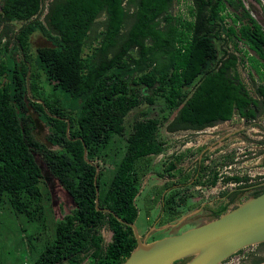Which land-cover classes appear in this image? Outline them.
<instances>
[{
  "label": "trees",
  "instance_id": "obj_1",
  "mask_svg": "<svg viewBox=\"0 0 264 264\" xmlns=\"http://www.w3.org/2000/svg\"><path fill=\"white\" fill-rule=\"evenodd\" d=\"M174 2L1 0L0 210L8 204L19 222L25 218L42 232L47 230L45 202L50 194L43 191L46 185L35 154L76 206L55 223L54 238H46L35 264H83L85 259L89 264L126 262L137 241L133 230L114 215L136 224L141 190L137 166L166 151L160 139L163 126L171 133L199 132L235 116L249 124L264 120V84L255 86L257 97H253L238 72L243 45L256 56L244 50L246 59L258 75L262 73V25L241 0H191L187 20L174 15ZM16 23L21 24L18 30L13 29ZM35 34L50 46L31 54ZM142 89L149 94H142ZM157 102L163 105L161 118L143 112L127 128L134 110ZM31 111L48 130L51 148L35 137ZM118 137L126 138V147L123 156L114 159L117 154L110 155L108 149ZM84 145L87 159L101 169L99 208L114 215L96 210V167L84 159ZM98 160L113 165L111 180L104 179ZM203 163L204 159L202 175L194 184L207 185L205 176L211 178V187L216 186L220 173L209 172L208 177ZM164 171L174 178L178 162L171 159ZM245 181L247 189H253L250 198L264 193V186L248 184V177L224 179L225 183ZM239 194L222 204L214 219L227 213ZM159 196L156 203L162 199L175 215V199ZM103 229L113 233L108 245ZM37 239L33 234L26 237L30 255L37 253L33 245Z\"/></svg>",
  "mask_w": 264,
  "mask_h": 264
},
{
  "label": "rangeland",
  "instance_id": "obj_2",
  "mask_svg": "<svg viewBox=\"0 0 264 264\" xmlns=\"http://www.w3.org/2000/svg\"><path fill=\"white\" fill-rule=\"evenodd\" d=\"M241 1L264 28V0ZM191 6V0H175L173 13L175 16L187 20L190 18ZM20 26L19 23L13 24V29L18 30ZM6 40L8 38H5L4 42ZM49 46L50 44L41 35L35 34L31 38L30 53L34 54L38 48ZM217 47L222 50L220 43H217ZM240 50L242 52L246 50L250 57L256 58L255 54L245 46L241 45ZM231 51L235 52L233 48H231ZM242 52L239 53L243 61L238 67V72L251 95L257 97L255 86L264 84V68H261L262 73L258 75L253 64L246 59ZM21 57L22 54H19L18 59H21ZM142 94L148 95L149 93L142 89ZM162 107V103L157 102L153 107L144 105L134 110L126 120L127 128H131L143 112H148L149 117L161 118L163 115ZM30 113L36 121L35 137L51 148L47 141L48 130L38 120L33 111ZM160 139L166 144V151L157 157L140 161L137 166V173L141 177V190L136 198L139 217L135 225L141 237L147 236V243L179 235L212 221L214 219L213 213L218 210L217 205L214 204L217 199L232 190L247 186L245 181L242 186L236 184L225 187L221 180L222 177L237 174L242 178L248 177L250 180L248 184L254 185L264 182V120L262 118L249 124L235 116L232 121L218 123L214 127L199 132L179 131L171 133L167 130V126H163L160 130ZM114 146L116 148H113ZM114 146L112 149L111 147L108 149V151L112 150L110 155L116 153L114 159L122 157L126 147V138H116ZM35 159L43 172L46 185V187L42 185L43 191L45 193L48 191L50 194L49 200L45 202L48 228L45 232H42L40 227L30 223L25 218L19 222L10 212L8 204L5 205L2 211L0 210V262L5 264H35L36 255L41 252L42 247L47 245L46 238H49L50 241L54 238L55 223L71 214L76 207L74 201L59 184L58 180L52 177L42 157L35 154ZM171 159L178 162L179 168V171L172 173L175 176L174 179H171L164 171ZM203 159V168L208 172V177L212 176L209 172L218 171L221 174V179L216 186L211 187L209 185L211 178L208 179L205 176H203L205 178L203 181L207 185H195L193 183L191 177L196 173V167ZM98 162L102 166L104 179L106 181L111 180L114 175L113 165L109 163V160L107 163L101 160H98ZM180 171L189 176V180H186L188 179L186 176L182 181H179ZM46 178H53V180L47 182ZM166 181L170 183L166 184ZM172 186L177 187L169 190V193H165V198L166 200L175 199V203H172V207L174 205L173 208H175V215H172L170 209H166L162 199L156 203V200L160 197L159 195L167 187ZM179 186L183 188L177 189L180 188ZM252 193L253 189H247L246 193L241 194L230 205L229 211L249 199ZM21 224L25 228L21 227ZM39 231L40 233H38ZM31 234L38 236V239L33 242L37 252L35 255H30L27 252L29 247L26 237ZM102 234L105 245H108L112 240L113 233L108 229H103ZM239 254L235 256L242 257V252ZM186 262L187 260L183 264ZM83 264H89V260L85 259Z\"/></svg>",
  "mask_w": 264,
  "mask_h": 264
},
{
  "label": "water",
  "instance_id": "obj_3",
  "mask_svg": "<svg viewBox=\"0 0 264 264\" xmlns=\"http://www.w3.org/2000/svg\"><path fill=\"white\" fill-rule=\"evenodd\" d=\"M29 75L30 72L28 84ZM67 123L69 136V120ZM84 149V159L96 167V210L114 215L109 209L99 208L97 180L100 167L87 159L85 145ZM52 180L46 178L47 182ZM114 217L133 230L137 241V247L124 264H176L185 260V264H222L241 251L264 243V193L243 201L236 208L204 225L151 243L146 242L147 236H140L135 224H127L116 215Z\"/></svg>",
  "mask_w": 264,
  "mask_h": 264
},
{
  "label": "flooded vegetation",
  "instance_id": "obj_4",
  "mask_svg": "<svg viewBox=\"0 0 264 264\" xmlns=\"http://www.w3.org/2000/svg\"><path fill=\"white\" fill-rule=\"evenodd\" d=\"M230 153V152H229ZM200 164H201V161L198 163V165H197V167H196V171L197 170H199V173H195L194 175H195V178L193 179V183H195L196 181H197V179H199L200 178V176L202 175V172H200L201 171V166H200ZM231 167V166H230ZM184 173V172H183ZM185 173L184 174H180V178H179V181H182V179H184L185 178ZM220 176H221V174H220ZM236 176H238V177H240L239 175H237V174H233V175H230V176H227V177H236ZM175 178V177H174ZM174 178H172L171 177V179H174ZM242 178V177H241ZM224 179H225V177H222V183L224 184V186L226 187V186H230V185H236V183H234V182H230V183H225V182H223L224 181ZM247 182V181H246ZM167 183H170L169 181H166V184ZM242 184L244 185V183H241V184H237V186H242ZM182 185V184H181ZM256 186H258V187H263L264 186V182H262V183H260V184H257ZM174 187H177V186H172V187H169V188H167V189H165L163 192H162V198H164V197H166L165 196V193H169L170 191L169 190H171L172 188H174ZM180 188H177V189H182L183 187L182 186H179ZM237 192H239L240 194L239 195H237L236 196V199L238 198V197H240L241 196V194H243V193H246L247 192V186H244L243 188H240V189H236V190H232V191H230V192H228V194H227V196H221V197H219L218 199H217V201L214 203L215 205H217V209H219L221 206H222V204H225V203H229L233 198H235V194L237 193ZM165 206V205H164ZM143 238V237H142Z\"/></svg>",
  "mask_w": 264,
  "mask_h": 264
},
{
  "label": "crops",
  "instance_id": "obj_5",
  "mask_svg": "<svg viewBox=\"0 0 264 264\" xmlns=\"http://www.w3.org/2000/svg\"><path fill=\"white\" fill-rule=\"evenodd\" d=\"M234 258H243L242 264H264V243L245 249L242 252V257L235 256Z\"/></svg>",
  "mask_w": 264,
  "mask_h": 264
},
{
  "label": "built area",
  "instance_id": "obj_6",
  "mask_svg": "<svg viewBox=\"0 0 264 264\" xmlns=\"http://www.w3.org/2000/svg\"><path fill=\"white\" fill-rule=\"evenodd\" d=\"M239 254V253H238ZM233 256L232 258L228 259L227 261L223 262L222 264H242L243 258L236 259Z\"/></svg>",
  "mask_w": 264,
  "mask_h": 264
}]
</instances>
